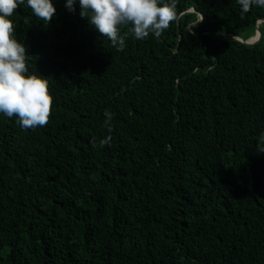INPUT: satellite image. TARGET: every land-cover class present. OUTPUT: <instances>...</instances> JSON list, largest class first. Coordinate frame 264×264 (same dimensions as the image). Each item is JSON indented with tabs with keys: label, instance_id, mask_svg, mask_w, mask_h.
<instances>
[{
	"label": "trees",
	"instance_id": "1",
	"mask_svg": "<svg viewBox=\"0 0 264 264\" xmlns=\"http://www.w3.org/2000/svg\"><path fill=\"white\" fill-rule=\"evenodd\" d=\"M53 3L10 17L52 104L0 114V264H264V7L177 0L118 51Z\"/></svg>",
	"mask_w": 264,
	"mask_h": 264
},
{
	"label": "clouds",
	"instance_id": "2",
	"mask_svg": "<svg viewBox=\"0 0 264 264\" xmlns=\"http://www.w3.org/2000/svg\"><path fill=\"white\" fill-rule=\"evenodd\" d=\"M237 2L243 13L253 6L264 7V0ZM77 4L79 15L87 17L89 24L118 51L126 47L121 27L130 25L132 34L139 40L149 34H161L177 18V0H65L69 12L75 11ZM21 5L47 22L54 17L56 8L53 0H0V114L17 117L23 129H34L48 122L52 96L48 78L29 70L27 47L14 35L10 17ZM104 115L110 131L113 114L106 111ZM110 141L109 135L100 141L101 146L110 145Z\"/></svg>",
	"mask_w": 264,
	"mask_h": 264
},
{
	"label": "water",
	"instance_id": "3",
	"mask_svg": "<svg viewBox=\"0 0 264 264\" xmlns=\"http://www.w3.org/2000/svg\"><path fill=\"white\" fill-rule=\"evenodd\" d=\"M190 11H193V10H190ZM236 39H238L239 41H241V42H243L245 44H255L260 39V32H259V30H257L256 35L251 37V38H249L248 40H242L241 38H236Z\"/></svg>",
	"mask_w": 264,
	"mask_h": 264
},
{
	"label": "bare ground",
	"instance_id": "4",
	"mask_svg": "<svg viewBox=\"0 0 264 264\" xmlns=\"http://www.w3.org/2000/svg\"><path fill=\"white\" fill-rule=\"evenodd\" d=\"M71 16V15H70ZM70 20H73V19H70ZM66 25V24H65ZM75 25V24H74ZM90 27V26H89ZM92 28V27H91ZM127 28V27H126ZM68 30V29H67ZM69 31V30H68ZM95 31V30H94ZM84 32V31H83ZM67 34V33H66ZM98 35V34H97ZM96 35V36H97ZM94 36V35H93ZM98 37V36H97ZM98 39H100L99 37H98ZM95 40H97V39H95ZM107 41V40H106ZM98 43V42H97ZM85 45V44H84ZM52 50V49H51ZM46 53V52H45ZM54 55V54H53ZM248 118V117H247ZM137 124V123H136ZM135 130V129H134ZM207 132V131H206ZM127 135V134H126ZM144 135V134H143ZM147 135H149V134H147ZM132 136V135H131ZM208 137V136H207ZM131 139V138H130ZM133 139V138H132ZM158 141V140H157ZM123 142V141H122ZM149 143H150V141H148ZM151 145V144H150Z\"/></svg>",
	"mask_w": 264,
	"mask_h": 264
},
{
	"label": "rangeland",
	"instance_id": "5",
	"mask_svg": "<svg viewBox=\"0 0 264 264\" xmlns=\"http://www.w3.org/2000/svg\"><path fill=\"white\" fill-rule=\"evenodd\" d=\"M260 23H261V21L258 22V24H260ZM256 33H257V29L255 28V33H254V34L256 35ZM247 34H250V33H247V32L244 33V35H247ZM255 35H254V36H255ZM260 35H261V33H260ZM263 35H264V34H263ZM243 37H245V36H243ZM263 41H264V36H263Z\"/></svg>",
	"mask_w": 264,
	"mask_h": 264
}]
</instances>
